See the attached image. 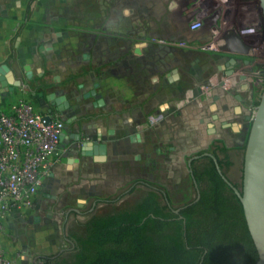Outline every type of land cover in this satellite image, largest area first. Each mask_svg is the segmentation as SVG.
Here are the masks:
<instances>
[{
	"label": "rangeland",
	"instance_id": "374dc122",
	"mask_svg": "<svg viewBox=\"0 0 264 264\" xmlns=\"http://www.w3.org/2000/svg\"><path fill=\"white\" fill-rule=\"evenodd\" d=\"M236 57L250 64L229 75ZM263 60L262 0H0V84L36 109L67 97L68 129L88 130L98 156L107 148L96 159L71 138L9 240L49 257L70 252L93 216L147 197L179 208L215 174L210 158L192 168L190 158L216 146L230 150L222 172L241 186L243 154L233 149L246 144L256 108L235 96Z\"/></svg>",
	"mask_w": 264,
	"mask_h": 264
},
{
	"label": "trees",
	"instance_id": "16d2710c",
	"mask_svg": "<svg viewBox=\"0 0 264 264\" xmlns=\"http://www.w3.org/2000/svg\"><path fill=\"white\" fill-rule=\"evenodd\" d=\"M216 181L221 182L215 171ZM234 198V199H233ZM233 199V200H232ZM147 197L133 211L93 216L67 253L45 264H254L258 259L243 207L217 187L182 211Z\"/></svg>",
	"mask_w": 264,
	"mask_h": 264
},
{
	"label": "built area",
	"instance_id": "2783aa9c",
	"mask_svg": "<svg viewBox=\"0 0 264 264\" xmlns=\"http://www.w3.org/2000/svg\"><path fill=\"white\" fill-rule=\"evenodd\" d=\"M70 136L55 110L36 109L24 98L12 96L0 110L1 233L12 213L24 216L34 210L39 190L64 158ZM81 141L85 145L89 139ZM19 257L18 250L12 254L0 244V264H16ZM34 264H45L44 257Z\"/></svg>",
	"mask_w": 264,
	"mask_h": 264
},
{
	"label": "flooded vegetation",
	"instance_id": "af4514ba",
	"mask_svg": "<svg viewBox=\"0 0 264 264\" xmlns=\"http://www.w3.org/2000/svg\"><path fill=\"white\" fill-rule=\"evenodd\" d=\"M262 14L264 16V5H263V2H262ZM239 63L240 64L243 63V64H245L247 66H248V64H250V62L248 60H243V59H241V57L240 58H237V57L236 58H232V59H230V61L227 63V65L225 67L226 73L229 74V75L230 74H234L235 75V73H237V68H238L237 66H238ZM258 71L260 72L259 75H257V74L256 75H252V74H249V72L246 71V73L244 72L245 73V77H246V81L243 82L242 79L238 80V83H239V86H240V92L238 94H236V96H235L237 103H239L241 105H244L243 103H245V101H248L249 104L251 106L255 107V108L260 104V102L262 100V97H263V94H264V63L260 64V65L256 64V71L255 72L257 73ZM239 77H242V76H239ZM253 84H255L257 86V90L256 91L253 90ZM248 93H249V97H247ZM253 95H255L256 98H254ZM41 96H43V95L41 94ZM62 96L63 95H58V96L57 95H51V96L47 97V99L49 100L48 102H50L55 108V109H52V108H50V109L55 110L57 112L59 117L64 122L66 128L68 129V127H67L64 119L61 117L60 113L62 111H64V110H66L67 108L71 107L72 103H70V100L67 97L64 96L65 98H62ZM98 106H99V102L96 103L95 107H98ZM212 108H215V107H212ZM236 112H240V108L239 107H236ZM214 117H216V116H214ZM253 119H254V117H253ZM74 120L78 121L79 120V116L75 115L74 116ZM252 123H253V121H252ZM252 123L250 124V127H249V129L247 131V135H246L247 139H246V144L244 145V147L238 148V149H233V153H240V151H241V153L243 154V162H244L246 145H247L248 138H249V135H250V130H251V127H252ZM233 128H234L235 131L239 130L238 129L239 127L237 125H233ZM87 131L84 132V134H86V135H83V136H87L89 141L92 142V140L90 139L89 135L87 134ZM69 132H70V135H71L70 138H72V140L77 141L78 144H80L81 147L84 148V150H85L84 152H86L87 154H94V152H95V149H94L95 144L94 143H91V144L86 143L84 145V143H82V141H81L82 138H83L82 135H80L79 133L71 132L70 130H69ZM89 146L91 147V149H90ZM229 153H230V150L224 148L223 146L219 147V148L216 146L214 148V150L210 149V151L209 150L208 151H204V152H201L200 154H196L193 157H191L190 160H189V165L192 168L193 162H195L197 159H200L202 157L210 158L212 160V162H213L214 170L216 171V173L220 177L221 182L219 183L218 181H216L214 175H211V176H209L207 178L208 187H211V186L217 187L220 191H223L224 195H231L232 196L233 194L236 195V193L233 190L232 186L226 181L227 178L222 172L223 171V165H222L223 163H222V160H221L222 157L225 156V154L226 155H230ZM202 169H206V168L203 167ZM192 171H193V169H191V172ZM230 183L233 184L232 182H230ZM200 185L201 184H199V183L197 184L196 183V197L193 200H191L190 202H187L183 206H181L179 208H176V209L171 208L169 202L166 201L167 207L170 210H172L174 213H176L178 215V218H180V219L182 218L183 220H185V216L182 213V211L184 209H186L188 206H190L191 204L197 202L200 199V197L202 195V189H201ZM225 187H226L228 192L225 190ZM236 187L239 188L240 186H236ZM236 197H237V195H236Z\"/></svg>",
	"mask_w": 264,
	"mask_h": 264
},
{
	"label": "water",
	"instance_id": "95a60500",
	"mask_svg": "<svg viewBox=\"0 0 264 264\" xmlns=\"http://www.w3.org/2000/svg\"><path fill=\"white\" fill-rule=\"evenodd\" d=\"M98 151L101 156H97L96 159H104L106 145L101 144ZM226 181L232 186L242 204L246 224L258 254L254 264H264V94L256 107L246 145L242 188H237L227 179Z\"/></svg>",
	"mask_w": 264,
	"mask_h": 264
},
{
	"label": "crops",
	"instance_id": "0c3cea01",
	"mask_svg": "<svg viewBox=\"0 0 264 264\" xmlns=\"http://www.w3.org/2000/svg\"><path fill=\"white\" fill-rule=\"evenodd\" d=\"M1 87H0V110L3 109L6 105V103L9 102V100L12 98V96H14V91L13 89H8L4 86V84H0ZM9 88V87H8ZM7 91V92H6ZM58 96V95H57ZM41 104V102H40ZM53 106L50 102H49V106ZM48 107H43L42 106V109L43 110H47V109H50ZM86 135V134H85ZM84 138L87 137V136H83ZM71 141V138L68 139V142L65 144V146L69 145V143ZM89 144H91L92 142L89 141L87 142ZM94 156L96 154H93ZM100 155V154H99ZM98 155H96L95 157H97ZM101 156V155H100ZM99 158V157H98ZM63 159V158H62ZM56 166V164L54 165V167ZM54 167H53V170H54ZM52 170V172H53ZM52 175V174H51ZM50 178V177H49ZM48 178V179H49ZM48 181V180H47ZM38 199V198H37ZM36 203H37V200H36ZM35 209V208H34ZM33 211V210H32ZM32 211H29V212H26L24 214V216L22 217H26L28 216L30 213H32ZM19 216L21 215H17V214H11L9 216V220H8V223H7V230L4 232V233H1L0 232V244L4 247H6L10 253H14V250H18L19 251V259L17 260L16 264H34L36 258L38 257H43L39 254H36L35 252L33 251H24L22 250L19 246L13 244L9 239V236L11 234V225L13 224L15 218H18ZM18 254V253H17ZM46 257V256H45Z\"/></svg>",
	"mask_w": 264,
	"mask_h": 264
},
{
	"label": "bare ground",
	"instance_id": "6f19581e",
	"mask_svg": "<svg viewBox=\"0 0 264 264\" xmlns=\"http://www.w3.org/2000/svg\"><path fill=\"white\" fill-rule=\"evenodd\" d=\"M262 2H263V5H264V1L262 0ZM255 114H256V109H255V112H254V116H255ZM241 186H242V184H241ZM239 187V189H241L242 187ZM241 191V190H240Z\"/></svg>",
	"mask_w": 264,
	"mask_h": 264
}]
</instances>
